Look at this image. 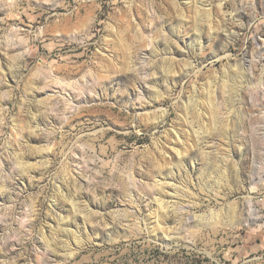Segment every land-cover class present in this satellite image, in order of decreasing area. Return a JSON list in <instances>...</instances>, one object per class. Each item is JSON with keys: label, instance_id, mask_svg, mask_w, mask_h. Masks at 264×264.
<instances>
[{"label": "rangeland", "instance_id": "obj_1", "mask_svg": "<svg viewBox=\"0 0 264 264\" xmlns=\"http://www.w3.org/2000/svg\"><path fill=\"white\" fill-rule=\"evenodd\" d=\"M0 264H264V0H0Z\"/></svg>", "mask_w": 264, "mask_h": 264}, {"label": "bare ground", "instance_id": "obj_2", "mask_svg": "<svg viewBox=\"0 0 264 264\" xmlns=\"http://www.w3.org/2000/svg\"><path fill=\"white\" fill-rule=\"evenodd\" d=\"M58 8H59V7H58ZM59 9H60V8H59ZM61 23H62V22H61ZM62 24H63V23H62ZM68 28H69L68 26H67V27L65 26V27L62 28V29H59V28H57V29H58L59 31H61L62 33H64V31H65V30L67 31ZM68 30H69V29H68ZM66 31H65V32H66ZM63 35H64V34H63ZM250 210L252 211L251 206H250ZM253 213H254V212H253ZM253 213H252V214H253ZM249 215H250V214H249ZM252 217H253V215H252L250 218H248V220L246 219V222H250V221L252 220V219H251Z\"/></svg>", "mask_w": 264, "mask_h": 264}]
</instances>
